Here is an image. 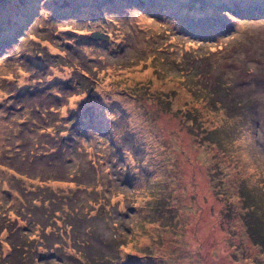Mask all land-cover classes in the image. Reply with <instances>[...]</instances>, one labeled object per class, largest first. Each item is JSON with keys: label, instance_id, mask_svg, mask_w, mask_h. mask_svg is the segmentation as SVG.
Returning a JSON list of instances; mask_svg holds the SVG:
<instances>
[{"label": "rangeland", "instance_id": "obj_1", "mask_svg": "<svg viewBox=\"0 0 264 264\" xmlns=\"http://www.w3.org/2000/svg\"><path fill=\"white\" fill-rule=\"evenodd\" d=\"M34 4L0 55V264H264V0Z\"/></svg>", "mask_w": 264, "mask_h": 264}, {"label": "bare ground", "instance_id": "obj_2", "mask_svg": "<svg viewBox=\"0 0 264 264\" xmlns=\"http://www.w3.org/2000/svg\"><path fill=\"white\" fill-rule=\"evenodd\" d=\"M5 5H8L7 13L5 16V21L0 25L1 31H0V55L3 53V46L5 42L8 40L4 39V35L9 34L11 35L13 27L20 26V22L24 19V15L29 10V8L33 7L35 0H23V2H20V0H4ZM71 2H75V0H71ZM229 6L235 7L236 9H239V5L235 6L234 3L230 4ZM2 14V10H0V16ZM3 27V28H2ZM37 90H33L30 93H36ZM27 176V177H22ZM28 178V183H31L32 179H35L34 177L28 176L26 174L21 175L18 177L20 181H25V179Z\"/></svg>", "mask_w": 264, "mask_h": 264}, {"label": "water", "instance_id": "obj_3", "mask_svg": "<svg viewBox=\"0 0 264 264\" xmlns=\"http://www.w3.org/2000/svg\"><path fill=\"white\" fill-rule=\"evenodd\" d=\"M89 37L94 38V39H96V38H108V35H106L103 32L98 30V31H93V32L91 31L89 34Z\"/></svg>", "mask_w": 264, "mask_h": 264}, {"label": "clouds", "instance_id": "obj_4", "mask_svg": "<svg viewBox=\"0 0 264 264\" xmlns=\"http://www.w3.org/2000/svg\"><path fill=\"white\" fill-rule=\"evenodd\" d=\"M9 94V93H8ZM31 94V93H30ZM39 129V131H40V128H37V130ZM51 135H53L52 134V132L50 133ZM17 135V134H16ZM54 136V138L56 139V140H58V142H59V138H56L55 137V135H53ZM60 137V136H59ZM55 140V141H56ZM21 141H22V139H21ZM37 144V143H36ZM33 146V145H32ZM35 150H37V147L34 149V151ZM53 150H55V148L53 149ZM38 151V150H37ZM30 152H31V150H30ZM41 155H43V153L41 154ZM41 155H40V159H41ZM35 156H37L38 157V155H35ZM0 172H2L1 170H0ZM3 173V172H2ZM20 174V173H19ZM40 181H42V180H40ZM63 181V180H62ZM46 183H48V182H44V181H42V184H46ZM2 187H4L3 185H0V188H2ZM12 191H13V189H12Z\"/></svg>", "mask_w": 264, "mask_h": 264}]
</instances>
